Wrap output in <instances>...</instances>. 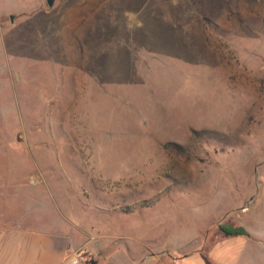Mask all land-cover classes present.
Listing matches in <instances>:
<instances>
[{
    "label": "rangeland",
    "instance_id": "1",
    "mask_svg": "<svg viewBox=\"0 0 264 264\" xmlns=\"http://www.w3.org/2000/svg\"><path fill=\"white\" fill-rule=\"evenodd\" d=\"M0 172L172 264H264V0H0Z\"/></svg>",
    "mask_w": 264,
    "mask_h": 264
},
{
    "label": "crops",
    "instance_id": "2",
    "mask_svg": "<svg viewBox=\"0 0 264 264\" xmlns=\"http://www.w3.org/2000/svg\"><path fill=\"white\" fill-rule=\"evenodd\" d=\"M86 54L88 59L89 45ZM8 187L0 181V264H71L79 249L89 250L94 264H172L155 256L148 245L151 240L136 237L130 228L92 233L87 226L47 213L52 205L36 191L27 194V201L24 184L13 199ZM195 255H185L173 264H203Z\"/></svg>",
    "mask_w": 264,
    "mask_h": 264
},
{
    "label": "built area",
    "instance_id": "3",
    "mask_svg": "<svg viewBox=\"0 0 264 264\" xmlns=\"http://www.w3.org/2000/svg\"><path fill=\"white\" fill-rule=\"evenodd\" d=\"M71 264H94V257L87 249H79L72 257Z\"/></svg>",
    "mask_w": 264,
    "mask_h": 264
},
{
    "label": "trees",
    "instance_id": "4",
    "mask_svg": "<svg viewBox=\"0 0 264 264\" xmlns=\"http://www.w3.org/2000/svg\"><path fill=\"white\" fill-rule=\"evenodd\" d=\"M219 227H220L222 232H224L225 234L230 235V236H241V235H247L248 234L247 229L242 225L235 226L232 224L220 223Z\"/></svg>",
    "mask_w": 264,
    "mask_h": 264
},
{
    "label": "water",
    "instance_id": "5",
    "mask_svg": "<svg viewBox=\"0 0 264 264\" xmlns=\"http://www.w3.org/2000/svg\"><path fill=\"white\" fill-rule=\"evenodd\" d=\"M48 2H49V5L51 6L53 5L54 0H48Z\"/></svg>",
    "mask_w": 264,
    "mask_h": 264
}]
</instances>
